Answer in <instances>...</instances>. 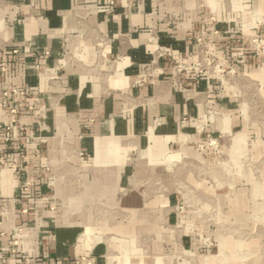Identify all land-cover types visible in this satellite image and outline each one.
Returning <instances> with one entry per match:
<instances>
[{
    "label": "crops",
    "instance_id": "crops-1",
    "mask_svg": "<svg viewBox=\"0 0 264 264\" xmlns=\"http://www.w3.org/2000/svg\"><path fill=\"white\" fill-rule=\"evenodd\" d=\"M106 2L0 0V38L27 41L32 53L12 57L0 48L8 61L0 102L11 87L25 92L0 104V158L7 161L0 163V264H25L11 252L16 229L31 264H72L85 250L94 264H119L107 257L112 245L88 246L83 236H125L131 247L136 235L161 233L162 212L177 223L179 196L172 188L160 195L159 179L170 177L182 154L235 126L230 87L192 71L176 75L172 66L190 64L199 37L238 72H254L260 57L252 40L264 38L263 22L244 11L254 1L119 0L110 11ZM65 53L77 61L55 71ZM36 65L46 68L44 77ZM242 139L236 134L233 146ZM76 179L80 194L70 184Z\"/></svg>",
    "mask_w": 264,
    "mask_h": 264
},
{
    "label": "rangeland",
    "instance_id": "rangeland-1",
    "mask_svg": "<svg viewBox=\"0 0 264 264\" xmlns=\"http://www.w3.org/2000/svg\"><path fill=\"white\" fill-rule=\"evenodd\" d=\"M253 1L255 7L244 11L264 24V0H245V4ZM255 39L253 47L262 51L255 53L260 57L255 71L237 72L222 83L230 87L225 93L235 101L233 129L224 131L220 139L214 137L207 147H198L193 155L182 154L170 177L159 179L160 195L172 188L179 196L178 222L168 224L162 212L161 233L136 235L131 247L128 237L114 234L85 235L83 244L112 245L107 257L119 264H264V53L260 47L264 38ZM68 58L66 64L77 61ZM236 134L243 138L237 147L233 146ZM70 184L76 194L82 192L80 180ZM184 236L190 242L186 248ZM83 255L92 258L88 250Z\"/></svg>",
    "mask_w": 264,
    "mask_h": 264
},
{
    "label": "built area",
    "instance_id": "built-area-1",
    "mask_svg": "<svg viewBox=\"0 0 264 264\" xmlns=\"http://www.w3.org/2000/svg\"><path fill=\"white\" fill-rule=\"evenodd\" d=\"M119 0H107L105 4L106 10L110 11L114 8L115 4ZM6 16H3L0 18V32L3 31V25L5 22ZM22 20L18 19L17 22L20 23ZM210 21L213 22L214 18H210ZM171 23H174L173 20H171ZM216 33V32H215ZM67 38H65L64 43L67 44ZM151 41L158 46V38L155 34L151 37ZM256 39L252 40V46L256 43ZM260 43H262V46H260L264 53V41L260 40ZM256 45V44H255ZM194 50L191 54V62L190 64H182V63H175L173 64V70L176 75H180L183 72L186 71H192L195 75V78L199 81H210V80H218L221 84L224 82L225 77L228 76H234L237 75L238 71L233 66L227 64L223 59L219 57L217 52L210 47L202 38L195 37L194 38ZM0 48H7L10 56H18L19 54L24 55L25 57H30L32 53H30L29 50V43L27 41L22 42H16L12 39L10 40H3L0 38ZM254 48V47H253ZM157 54L159 56L169 55V53L163 52L160 48H157ZM262 51L259 50V48H254V53L259 55ZM40 57L46 58L49 56V52L44 51L41 54H39ZM68 57H70L67 53L65 55L56 61L54 65V70L58 71L61 68H63L66 65V61H68ZM8 69V61L6 60H0V75H5L7 73ZM37 77L41 78L45 76L46 68H43L42 70L39 69V65L35 66ZM14 96H24L25 92L19 91L18 89L11 87L9 91L3 92V99L1 100L0 104L5 106L7 105L8 101L7 98L9 95ZM28 109H31V106L28 107ZM11 113H14V110H10ZM12 123H17L16 120H12ZM92 120H87L83 122V128L88 129L91 126ZM19 129L21 131H26L28 127L24 125H19ZM7 161L3 160V158H0V163L3 164ZM27 187L23 188V190H26ZM22 238V230L16 229L13 233V248L11 249V252L14 254L21 255V258L25 264H31L29 260L25 257H23L21 249H20V243ZM72 264H94L93 258H91L89 255H83L73 258Z\"/></svg>",
    "mask_w": 264,
    "mask_h": 264
}]
</instances>
